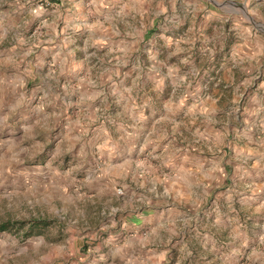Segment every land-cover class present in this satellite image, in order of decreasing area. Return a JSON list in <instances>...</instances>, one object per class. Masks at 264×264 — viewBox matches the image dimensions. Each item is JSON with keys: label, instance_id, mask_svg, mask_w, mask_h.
<instances>
[{"label": "rangeland", "instance_id": "374dc122", "mask_svg": "<svg viewBox=\"0 0 264 264\" xmlns=\"http://www.w3.org/2000/svg\"><path fill=\"white\" fill-rule=\"evenodd\" d=\"M14 23L0 264H264V0H3Z\"/></svg>", "mask_w": 264, "mask_h": 264}, {"label": "crops", "instance_id": "0c3cea01", "mask_svg": "<svg viewBox=\"0 0 264 264\" xmlns=\"http://www.w3.org/2000/svg\"><path fill=\"white\" fill-rule=\"evenodd\" d=\"M2 1L3 0H0V5H1V2ZM5 11L8 13L10 10H7L6 9ZM24 14H25V12H24ZM108 14H112V13L108 12ZM20 15H21V11H20ZM5 16H6V14H2V17L5 18ZM117 16H121L120 13ZM109 17L110 16H103V18H107V19ZM27 29L28 28L26 26L25 27H22L21 25H15V23L13 24V27L8 26V25H1L0 26V34L2 36L1 37L2 40H0V41H5L8 38V34L11 31L16 30L19 33V35H22L19 38V44L24 45V46H26L27 44L28 45H32V43H35V42L28 41V39L26 37V34H28L26 32ZM48 33L49 32H46V34H48ZM120 37H121V34H120ZM99 40H101V39H99ZM106 40H108V39H106V37H104V39L101 41V43L105 44ZM58 42L57 41L55 42L53 40V38L50 36L45 41V47H43V48L52 51V49H55L54 47L58 44ZM42 43H43V41L39 40L38 44H42ZM9 45L11 46V43H9ZM6 51H7L6 53H4L3 51H1L2 54H0L1 57L4 55L3 57L5 59L4 60L3 57H2V59H0V97H2L3 99L4 98H7V97H10L11 96V93L10 92H12V91H13V93H15L14 90H15V87H16V86H13V84L11 82V77H8L6 74H4L2 72V69H3L4 66H10L11 64H14L15 63V60H16V57H17L16 52H15V47H12V48L11 47H8V50H6ZM3 61H5V64L4 65H2V62ZM5 93L7 95H5ZM162 222L163 223H167L166 220H164ZM167 254H168L167 251L164 250V251H161L160 254H157V256L159 258H162V257L165 258L167 256ZM148 259H150V258H148Z\"/></svg>", "mask_w": 264, "mask_h": 264}, {"label": "trees", "instance_id": "16d2710c", "mask_svg": "<svg viewBox=\"0 0 264 264\" xmlns=\"http://www.w3.org/2000/svg\"><path fill=\"white\" fill-rule=\"evenodd\" d=\"M1 230H4V228H1Z\"/></svg>", "mask_w": 264, "mask_h": 264}]
</instances>
